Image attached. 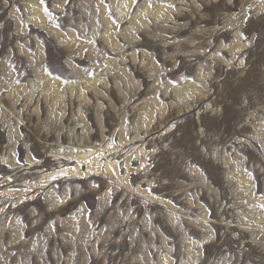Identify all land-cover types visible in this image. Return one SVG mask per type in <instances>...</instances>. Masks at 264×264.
I'll return each instance as SVG.
<instances>
[{
    "label": "rangeland",
    "instance_id": "1",
    "mask_svg": "<svg viewBox=\"0 0 264 264\" xmlns=\"http://www.w3.org/2000/svg\"><path fill=\"white\" fill-rule=\"evenodd\" d=\"M0 264H264V0H0Z\"/></svg>",
    "mask_w": 264,
    "mask_h": 264
}]
</instances>
